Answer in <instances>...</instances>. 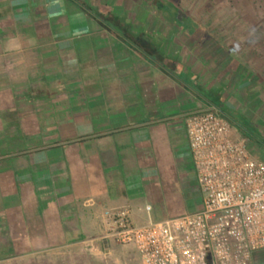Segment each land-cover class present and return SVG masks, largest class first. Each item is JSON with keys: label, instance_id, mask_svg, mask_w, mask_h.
I'll return each instance as SVG.
<instances>
[{"label": "crops", "instance_id": "0c3cea01", "mask_svg": "<svg viewBox=\"0 0 264 264\" xmlns=\"http://www.w3.org/2000/svg\"><path fill=\"white\" fill-rule=\"evenodd\" d=\"M116 8L138 15L108 19ZM161 8L0 0V264H109L103 212L129 209L134 224L171 173L199 193L188 114L214 108L257 159L264 22L146 17ZM146 207L162 221L198 211L201 195L172 216Z\"/></svg>", "mask_w": 264, "mask_h": 264}, {"label": "built area", "instance_id": "2783aa9c", "mask_svg": "<svg viewBox=\"0 0 264 264\" xmlns=\"http://www.w3.org/2000/svg\"><path fill=\"white\" fill-rule=\"evenodd\" d=\"M184 129L200 209L142 226L129 209L105 211L103 239L132 246L140 264H252L264 250V163L214 108L188 114Z\"/></svg>", "mask_w": 264, "mask_h": 264}, {"label": "rangeland", "instance_id": "374dc122", "mask_svg": "<svg viewBox=\"0 0 264 264\" xmlns=\"http://www.w3.org/2000/svg\"><path fill=\"white\" fill-rule=\"evenodd\" d=\"M138 2L139 0H135ZM154 0H147V3H152ZM161 3V10L149 11L146 15L149 19H171L174 7H172L171 1L177 6L180 13L184 14V17L188 19L200 21V23L209 22L216 25L219 21H231L233 22H247L248 25H257V22H264V0H156ZM168 3V4H167ZM189 3H195V10H190ZM202 3H207L203 6ZM165 5V6H164ZM206 7L207 10H204ZM115 16L107 17L111 18H126L135 19L138 14L136 12H122L121 8H116L113 13ZM260 29V28H259ZM257 29V30H259ZM165 29H162V31ZM215 34H219V27L210 28ZM222 30V29H221ZM234 31V28L231 29ZM193 32V31H192ZM164 33V32H163ZM194 33V32H193ZM196 33V32H195ZM180 35V34H179ZM189 61L192 57H187ZM254 135L258 139V152L255 157L259 162L264 163V137L259 131H255ZM260 139H259V138ZM188 170H191L188 167ZM195 175V174H194ZM187 178V177H186ZM189 180L192 179L189 175ZM185 187V186H184ZM183 184L179 181V178L171 173L166 180L164 179L159 183L158 189L160 190V199L158 200H144L139 210H134L133 217L135 218L134 225L141 226L146 225L153 220L156 222L161 220L150 219L143 211L145 204H148L149 209L155 208V205L163 208L165 216H172L174 213H178L181 210L187 208L188 204L198 198L199 193L197 191H191L187 186L184 188ZM191 206V205H190ZM146 209V208H145ZM190 214V213H189ZM107 245L110 248L112 258H110L109 264H140L137 253L132 246L122 247L115 244L113 241L108 240ZM115 260V262H114ZM118 261V262H117ZM117 262V263H116Z\"/></svg>", "mask_w": 264, "mask_h": 264}, {"label": "trees", "instance_id": "16d2710c", "mask_svg": "<svg viewBox=\"0 0 264 264\" xmlns=\"http://www.w3.org/2000/svg\"><path fill=\"white\" fill-rule=\"evenodd\" d=\"M177 13H180V11L179 10H176V9H174L173 10V14H172V18L171 19H174V20H176V15H177ZM182 14V13H181ZM182 15H184V14H182ZM183 20H188V18L187 17H185ZM185 28V27H184ZM186 29H188V28H186Z\"/></svg>", "mask_w": 264, "mask_h": 264}, {"label": "flooded vegetation", "instance_id": "af4514ba", "mask_svg": "<svg viewBox=\"0 0 264 264\" xmlns=\"http://www.w3.org/2000/svg\"><path fill=\"white\" fill-rule=\"evenodd\" d=\"M184 18H185L184 15H182L181 13H177L176 20L182 21Z\"/></svg>", "mask_w": 264, "mask_h": 264}]
</instances>
